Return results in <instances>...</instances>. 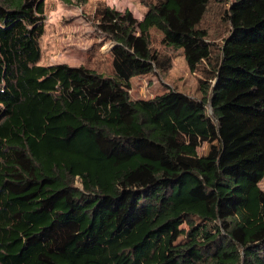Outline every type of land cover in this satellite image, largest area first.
<instances>
[{
	"label": "trees",
	"instance_id": "1",
	"mask_svg": "<svg viewBox=\"0 0 264 264\" xmlns=\"http://www.w3.org/2000/svg\"><path fill=\"white\" fill-rule=\"evenodd\" d=\"M214 1L99 5L134 73L173 69L157 30L201 75L132 99L115 65L41 64L46 0H0V264H264V0L224 10L219 55Z\"/></svg>",
	"mask_w": 264,
	"mask_h": 264
},
{
	"label": "rangeland",
	"instance_id": "2",
	"mask_svg": "<svg viewBox=\"0 0 264 264\" xmlns=\"http://www.w3.org/2000/svg\"><path fill=\"white\" fill-rule=\"evenodd\" d=\"M145 0H88L86 5L68 6L60 0H46V24L45 34L41 38L40 46L43 52L41 64L44 66L55 64H67L71 67L86 66L104 75L112 74L115 70L122 76L131 79L132 99H149L156 95L166 93L170 88L195 96L197 94L199 73L193 74L187 67L182 51L167 49L161 44V32L153 30L152 44L161 54L170 55L174 61V67L169 74L154 73L146 75L132 71L123 58L121 51L115 43L105 40V37L97 29L95 12L99 5L105 3L118 12L130 11L138 21H142L147 8ZM235 0L214 1L205 21L211 29V39L215 41V50L220 54L222 44L223 27L220 15ZM222 31L223 35H220ZM112 53V54H111ZM165 75V76H164ZM209 146L204 145L200 154L205 155ZM77 186L81 188L80 182ZM260 188L264 192V182ZM186 227V226H184Z\"/></svg>",
	"mask_w": 264,
	"mask_h": 264
},
{
	"label": "crops",
	"instance_id": "3",
	"mask_svg": "<svg viewBox=\"0 0 264 264\" xmlns=\"http://www.w3.org/2000/svg\"><path fill=\"white\" fill-rule=\"evenodd\" d=\"M193 74H196V73H193Z\"/></svg>",
	"mask_w": 264,
	"mask_h": 264
}]
</instances>
